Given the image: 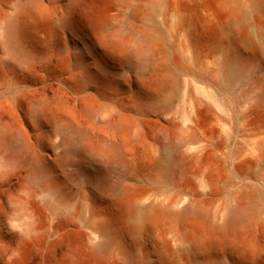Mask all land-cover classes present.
<instances>
[{"label":"rangeland","instance_id":"374dc122","mask_svg":"<svg viewBox=\"0 0 264 264\" xmlns=\"http://www.w3.org/2000/svg\"><path fill=\"white\" fill-rule=\"evenodd\" d=\"M31 1L0 0V123L21 131L47 178L31 180L25 165L0 168V264H67L70 253L76 264H130L116 249L106 260L93 256L91 230L44 204L48 195L42 189L54 187L53 197L64 202L82 174L123 250L149 264H264V155L257 159L256 148L264 140V104L258 100L264 86V9L254 7L264 0H92L102 29L80 19L79 9L91 0H34L36 7ZM232 1L244 6L240 22ZM70 13L73 24L65 21ZM15 17L23 43L39 57L27 65L13 58L4 36L5 22ZM117 29L152 36L153 56H110L108 38ZM233 54L246 70L242 78L224 72ZM101 65L116 74L113 83ZM81 69L90 74L83 91L75 82ZM107 104L134 120L131 133L117 127L103 137L107 145H123L137 182L125 175L120 159L103 177L101 161L81 166L83 160L67 152L64 142L75 138L69 124L98 137L86 111ZM181 155L194 160L182 158L184 174L173 181L169 165ZM116 184L120 188L111 190ZM192 188L217 219L244 190L261 196L254 219L230 235L204 230L189 216L175 236L189 237L183 246L171 234L166 241L172 242L162 241V218L147 220L134 238L127 213L136 196L158 193L152 200L171 201Z\"/></svg>","mask_w":264,"mask_h":264},{"label":"bare ground","instance_id":"6f19581e","mask_svg":"<svg viewBox=\"0 0 264 264\" xmlns=\"http://www.w3.org/2000/svg\"><path fill=\"white\" fill-rule=\"evenodd\" d=\"M233 1L230 4L234 3ZM30 3L32 7H36L38 5V3L34 0H32ZM230 7L233 8V13L238 15V22H240L242 19L240 15H244V6L234 3ZM254 7L258 11L264 9L263 1L254 3ZM78 13L84 24L92 28H103V25H99L96 21V10L92 0L81 6ZM179 16L180 21L184 19L183 17H185V15H182L183 17L181 15ZM74 18V14L70 13L66 17L65 21L73 24ZM184 20L188 19L185 17ZM18 22L17 17L6 21L3 27L4 36L13 58L18 64L27 65L29 63L35 62L39 57L31 52L23 43L20 36L21 32H19L20 28L18 27ZM186 22L189 23L188 21ZM181 23L183 22L181 21ZM220 24L221 23L219 22V25ZM246 38V36H241L242 40H246ZM250 39L247 41H251ZM108 40L112 44V48L109 49L108 53L114 58H121L123 60L124 58L138 59L144 54L149 58L153 56V50L151 49L149 43L152 40V36L150 35H141L134 32L126 34L121 29H117L109 35ZM240 60V57L234 54L229 57V59L226 61V66L224 69L227 77L242 78L245 75L246 70L244 67H242ZM194 61L196 63L199 62L197 56L195 57ZM99 68L101 67L99 66ZM101 71L107 75L109 84L115 81L116 74H114L113 71L108 70L104 66H102ZM89 78L90 74L86 69H81L79 71L75 82H77V85L81 91L86 89L85 87L88 85ZM258 100L259 103L264 104V86L259 89ZM33 112L35 116H37V104L33 105ZM86 112L93 122V127L95 126V130L100 134H98V137L94 138L88 128H76L77 126L72 127L73 125L69 124L70 127L67 128V131L73 134L75 138H73V140L64 142L67 147V152L69 154H74L76 159H82L83 161L79 164L81 166L85 164L84 161H88L89 163L101 161L104 164L100 169V173L103 177H106L108 172L113 169V161L120 159L125 169V175L130 177L132 181L137 182L136 175L133 173V163L129 158L126 157L123 145L118 143L107 145L105 140L106 138L103 137L104 133L110 132L117 127H121L123 131L131 133L136 127L133 126L135 124L134 120L125 110L118 107V105L116 106L113 104H107L98 111L87 110ZM134 137L139 140L141 135L137 133L134 134ZM256 148L259 152L257 159H261L264 155V140L260 141L256 145ZM182 158V155L181 157H176L169 165L168 170L173 181H177L178 178L184 174V163ZM183 159L191 161L194 160V157L190 156ZM21 165H25L30 169L31 180L36 179L38 181H44L47 178L46 169L39 163L37 153L27 144L26 138L21 133V131L9 124L0 123V168L6 170L10 168H19ZM83 169L85 171V168ZM119 188V185L116 184L115 186L111 187V190L115 191ZM42 190L48 195L45 197L46 199L44 200V204H46L50 209L65 214L71 221H76L91 230V234L95 236V240L88 243V249L93 256L102 260H106L111 256L114 249H116L122 253L120 254L123 256L124 260L128 261L130 264H138L140 261L142 264H149L147 258H141L137 256V254L134 255L130 253L132 251L128 252L123 250L119 235L115 231L111 221L96 210L94 194L89 187V181L83 174L80 178L76 179L75 191L72 197L64 202H57L56 198L53 197V194L56 191L54 187H48ZM254 190H244L245 192L241 193V197L239 200L237 199V202L229 203L225 208V216L222 215L223 217H221V219L220 217L219 219L213 217L211 218L208 208L206 209L202 205L200 198L195 194L194 188L189 190L188 193H185L188 194V196L182 197L181 199H173L171 201H166L165 198H157L152 200L153 197L156 198L158 196V193L157 196H150L148 195L149 192L148 194L141 197H137L135 195L137 198L135 197L133 201L132 198L130 199L132 201L130 202L131 205L127 202V204L130 205L127 217L129 224L132 227V233L135 236L134 238L138 237L139 229L143 227L147 220L152 218H162L164 222L167 223L166 226L161 223L166 229V232L163 231L165 236L160 234L164 239L163 240L161 237L162 241L165 243L168 234H171L174 237L177 236L181 223H184V221L189 216H192V220L195 218L201 222L204 230L212 233H223L230 235L234 233L236 225L240 223H250L252 219H254V208L256 206L258 197L261 196H257ZM179 203H182V207L181 209L177 210L176 208ZM198 224L200 225V223ZM185 238L188 239L189 237H182L181 240L179 239V241H181L179 245L183 246V244L186 242ZM177 240V238L176 240L174 239L175 244L179 242ZM166 242L169 243L168 240ZM65 259L67 264H76L77 262L76 255L73 253L67 254Z\"/></svg>","mask_w":264,"mask_h":264}]
</instances>
